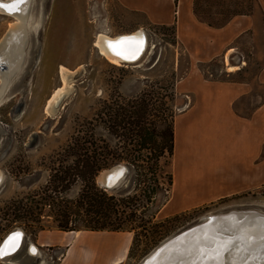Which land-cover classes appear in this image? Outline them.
I'll list each match as a JSON object with an SVG mask.
<instances>
[{
    "label": "rangeland",
    "instance_id": "obj_1",
    "mask_svg": "<svg viewBox=\"0 0 264 264\" xmlns=\"http://www.w3.org/2000/svg\"><path fill=\"white\" fill-rule=\"evenodd\" d=\"M201 1L200 14L207 17L208 11L203 9L206 0ZM249 2L259 21L254 0H211L209 4L211 6L212 3V19L224 20L238 8L247 9L245 6ZM220 9L225 13L214 14ZM27 15L30 24L23 46L24 55L19 59V65L11 58L5 64L12 80L1 95L0 169L5 178L0 184V226L5 223L2 218L12 210L15 199L24 197L26 202H30L36 193L38 195L34 198L38 201L42 199L40 195H44L43 189L49 185L53 176L52 166H59L55 153L61 150L82 124L92 121L91 127L97 135L110 137L108 128L100 119V113L108 102L141 95L151 86L165 95L170 92L169 86L185 77L191 66L173 26L153 24L144 15L121 7L116 0H32ZM17 19L18 15L0 12V60L9 47L6 35ZM103 29H107L112 36L144 29L148 36V48L137 62H112L96 45V36ZM239 47L246 56L242 71L233 72L235 68L230 67L236 64L222 56L201 63L199 67L206 77L212 79L252 81L254 98H244L237 105L241 111L250 112L263 93V88L256 83V75L264 63V33L261 30L247 32ZM5 58L7 60L8 57ZM61 66L67 67L71 72L70 90L62 96L55 111L48 113L46 107L50 98L65 85ZM170 98L172 96H165L162 102L166 103L165 108H172L176 115L188 107L193 99L186 93H179L174 101ZM120 163L128 165L130 171L116 187L107 190L116 194L133 192L140 182L136 171L128 162ZM178 167L179 165L177 171ZM167 169L168 164L166 171L169 170ZM78 191L79 184H76L70 195L74 196ZM162 201L163 196L159 195L158 202ZM231 209H253L264 213V186L236 198L208 203L187 213L180 212L177 218H167L168 216H164L165 212H156L157 207L152 206L150 213L155 215L154 220L158 223L154 227L158 230L154 238L142 235L141 228L104 231L114 234L112 237L117 234L115 232H124L125 241L128 234L131 236L124 260L119 259L116 264H140L151 250L169 236L195 224L203 216ZM41 222L43 229L37 227L36 223L27 226L17 221L2 231L0 241L16 227L24 230L25 239L18 253L8 258L9 260L0 258V261L17 264L36 262L39 255L33 256L27 252L28 244L33 242L40 245L41 254L44 255L41 264H59L67 246L59 243L44 245L49 240L61 241V237L55 238L56 234H62L63 241L66 240L65 233L61 232L53 217L46 211L41 216ZM81 231L78 237L70 234L71 238L66 242L76 245L89 237H96L94 231L84 228ZM136 237L138 238L134 244ZM116 240V237L110 239ZM122 240L123 238L120 239Z\"/></svg>",
    "mask_w": 264,
    "mask_h": 264
},
{
    "label": "crops",
    "instance_id": "obj_2",
    "mask_svg": "<svg viewBox=\"0 0 264 264\" xmlns=\"http://www.w3.org/2000/svg\"><path fill=\"white\" fill-rule=\"evenodd\" d=\"M116 1L153 24H175L177 38L190 58V70L177 81L176 88L178 93L190 94L193 99L175 118L174 183L170 198L159 213L165 212L167 217L263 187L264 63L256 75L263 93L250 112L241 111L237 105L244 98H254L252 81L212 79L206 77L199 65L222 56L236 64L233 72L242 71L246 56L239 44L247 32L264 33V0L256 3L259 21L252 9L250 13L232 14L219 27L195 13V0ZM77 231H61L66 240L63 241L62 234H56L55 238L61 237V241L52 237L54 240L44 245L67 246L59 264H115L124 260L130 234L125 241L124 232H115L117 240L110 241L114 234L94 231L96 237L79 244L66 242L70 234L80 236L82 231L76 234ZM0 264L17 263L0 261Z\"/></svg>",
    "mask_w": 264,
    "mask_h": 264
},
{
    "label": "trees",
    "instance_id": "obj_3",
    "mask_svg": "<svg viewBox=\"0 0 264 264\" xmlns=\"http://www.w3.org/2000/svg\"><path fill=\"white\" fill-rule=\"evenodd\" d=\"M201 2L195 0L194 11L210 25L219 27L230 19L231 16L224 20H213L210 10L212 3L211 6L209 4L211 0H206L203 7L205 12L208 11L207 17L202 16L199 11ZM254 2L257 3V0ZM245 8H238L234 13H250L251 3ZM219 13L225 11L220 9L214 14ZM160 26H173L176 33L175 24ZM176 83L169 86L170 92L165 95L151 86L141 95L108 102L100 113V119L108 128L110 137L97 135L91 127L92 121L82 124L55 153L59 166H52V179L43 189L44 195L39 194L42 199L38 201L34 198L38 193L32 196L30 202H26L24 197L15 199L12 210L2 218L5 223L0 226V233L17 221L27 226L36 223L37 227L43 229L41 216L46 211L62 231L82 228L91 231H131L141 228L142 235L154 238V234L158 233L154 227L158 223L150 208L156 206V212L161 210L170 198L174 183L172 162L176 114L172 108H165L166 103L162 100L165 96H172L170 99L175 100L179 95ZM122 161L133 166L140 181L139 186L125 194L109 192L98 184L97 177L102 170ZM76 184H79L78 193L70 195ZM159 195L163 196L161 203L158 202ZM224 199L229 197L221 200ZM179 216L175 214L167 218Z\"/></svg>",
    "mask_w": 264,
    "mask_h": 264
},
{
    "label": "water",
    "instance_id": "obj_4",
    "mask_svg": "<svg viewBox=\"0 0 264 264\" xmlns=\"http://www.w3.org/2000/svg\"><path fill=\"white\" fill-rule=\"evenodd\" d=\"M11 3L12 2L3 4L8 5ZM20 5L21 3H19L15 9L10 12H12V14H17ZM5 9L8 10L7 8ZM129 37L130 39L125 40V45L127 44L128 46H132L134 44L133 42L138 41V38L132 37L131 34ZM133 38L137 39L135 40ZM141 39L142 38H140L139 48L141 43L146 44L147 42L146 38L143 40ZM144 49L145 47L143 48V51ZM141 50L142 49H138L137 54L134 53L132 55L134 59L143 54H138ZM129 171L130 167L128 165L122 163L115 164L102 170L98 175L99 177H97V182L106 190L112 189L118 185V183L127 173H129ZM262 227H264V213L253 209H231L208 214L199 219L195 224L176 232L160 242L142 259L140 264H169L168 262L170 261V264H194L192 263L193 259L195 257H199L206 246L209 247L212 243H214L215 245H226L228 248L230 244H227L225 241L229 239H236L235 244H244L246 249L243 254L244 256L251 254V264H264V240L258 243L260 240L258 239L259 236L256 235L258 234L256 231H259ZM23 232L24 230L22 228L16 227L6 233V235L1 239L0 246H2V250L5 251L2 258L8 259L18 253V251L22 248L25 239V234L19 238V234ZM17 235L19 239H16L15 247H9L6 241H8L10 237ZM249 241L257 242L255 245L248 248L249 245L247 244L248 246H246L245 243ZM192 242H194L193 247L195 250L186 249L183 254L184 257L181 256L180 254L184 246ZM5 247L7 248L6 250H4ZM254 249H257V251H255V255L252 253ZM29 251L30 246H27V252L28 254H31ZM221 258L217 260L219 264L222 263ZM40 260L41 257L38 256L37 263L33 264H38ZM242 261L236 264H242ZM226 264L235 263L227 261Z\"/></svg>",
    "mask_w": 264,
    "mask_h": 264
},
{
    "label": "bare ground",
    "instance_id": "obj_5",
    "mask_svg": "<svg viewBox=\"0 0 264 264\" xmlns=\"http://www.w3.org/2000/svg\"><path fill=\"white\" fill-rule=\"evenodd\" d=\"M31 1L32 0H25L24 2L21 3V5L18 8V13L15 14V15H18L19 19H17L18 21H15V23L12 25L9 33H7V35H6V39H9V42H8L9 47L6 48V52L4 54H2L3 56L1 57V60H0V72H1L0 76L2 79V82L0 83V103L3 101V100H1V95L4 92V88L12 80V78H9V76H8V73H10V72H9L8 67L5 66V64L7 65V63L10 61L9 58H11L13 60V62L18 64L19 59H21V56L24 55L23 46L25 43L24 42L25 36L27 34V30L29 29V24H30V18L28 17L27 12L29 11ZM10 2H12V0H0V3L7 4ZM0 12H5L6 14L12 13V12L6 10L5 8L0 9ZM25 15H27L26 18H25ZM130 34L132 37L138 38V41L133 42L134 44L132 46H128L127 44L125 45V40L130 39V37H129ZM142 36H145V37H142ZM137 38H133V39L136 40ZM140 38H142L141 40L146 38L147 42H146V44L141 43L140 48H139ZM118 41H120L121 43L117 44L116 42H118ZM1 44H3V43H1ZM4 45L5 44H3V46ZM96 45L100 49L101 53L104 56H106L109 60H111L112 62L119 63V64L122 62H137L143 56V54L145 53V51L148 48V36H147L144 29H139V30L134 31L132 33H121V34H117L115 36L110 35L109 32L107 31V29H103L100 32H98V34L96 36ZM109 45H112V47H109ZM114 46H115V48H114ZM144 47H145V49L143 51ZM138 49H142L140 52L138 51L139 52L138 54H140V53H143V54H141L138 58L134 59L132 55L134 53L137 54ZM117 51L123 52V54L126 55L128 58L125 59L121 55H116L115 52H117ZM5 57H8L7 60ZM130 57H132V58H130ZM16 67H18V66H16ZM233 68H234V66L230 67V69H233ZM60 71H61V75H62V78L64 81L63 83L65 85L63 87H61V89H59L50 98L48 105L46 107V110L48 113H53L55 111L54 108H56V106L58 105L62 96L64 94H66L67 92H69V90H70V87H69V85H70L69 76L71 75L70 70L65 66H61ZM15 72H17V71H15ZM11 73H12V71H11ZM13 73H14V71H13ZM4 178H5L4 172L2 171V169H0V184L2 183ZM79 232L80 231L78 230L76 234H78ZM256 233H258L256 235L259 236L258 239L260 240V241H258V243L262 242V240H264V227H262L259 231H256ZM19 235H20L19 236V238H20L21 236H23V233H21ZM225 242L227 244H230L228 248L226 245H224L225 243L223 244L224 246H221L220 244L215 245L214 243H212V245L209 247L206 246L204 248V250L201 252V255L199 257H195L193 259L192 263L195 262V264H219L217 262V260L222 257L221 258V262H222L221 264H226L227 261H230V262H233L236 264L242 260H244V261H242V264H251V258H252L251 254L248 256H244V254H243L244 250L246 249V247H244V244H235L236 239H234V240L229 239V240H226ZM256 242L249 241V242L245 243V245L246 246L249 245L248 246V248H249V247L255 245ZM193 243L194 242L184 246L180 255L184 257L183 254L185 253L186 249L193 250L194 249ZM28 246H30V253L31 254H33L34 256L39 255L40 257H42V260H43L44 255L41 254V249L36 243L30 242ZM6 249L7 248L5 247L4 250H6ZM255 251H257V249H254L252 251V253L254 255L256 254ZM4 253H5V251H3V250H2V252H0V258L1 259H4V258H2ZM248 260H250V261H248ZM168 263L170 264L171 261ZM38 264H41V262H39Z\"/></svg>",
    "mask_w": 264,
    "mask_h": 264
},
{
    "label": "snow or ice",
    "instance_id": "obj_6",
    "mask_svg": "<svg viewBox=\"0 0 264 264\" xmlns=\"http://www.w3.org/2000/svg\"><path fill=\"white\" fill-rule=\"evenodd\" d=\"M24 2V0H12L11 4L5 5L3 3H0V9L2 8H7L9 11H12L15 9V7L19 4ZM117 44H120L121 42L118 41L116 42ZM109 47H112V45H109ZM116 55H121L123 56V58L127 59L128 57L126 55L123 54V52L117 51L115 52ZM16 239H18V235L17 236H12L9 238L8 241H6V243L8 244L9 247H15V241ZM0 252H2V246H0ZM195 264V262H194Z\"/></svg>",
    "mask_w": 264,
    "mask_h": 264
},
{
    "label": "flooded vegetation",
    "instance_id": "obj_7",
    "mask_svg": "<svg viewBox=\"0 0 264 264\" xmlns=\"http://www.w3.org/2000/svg\"><path fill=\"white\" fill-rule=\"evenodd\" d=\"M1 155H3V153Z\"/></svg>",
    "mask_w": 264,
    "mask_h": 264
}]
</instances>
